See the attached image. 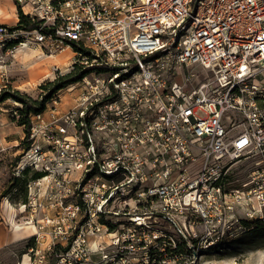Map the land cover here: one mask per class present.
<instances>
[{"label": "built area", "instance_id": "1", "mask_svg": "<svg viewBox=\"0 0 264 264\" xmlns=\"http://www.w3.org/2000/svg\"><path fill=\"white\" fill-rule=\"evenodd\" d=\"M16 1L38 28L0 25V51L74 48L90 72L67 112L31 116L17 164L55 186L79 174L61 194L77 203H59L70 221L143 209L128 250L152 218L264 211V0ZM196 68L209 79L197 83ZM239 163L252 169L227 189Z\"/></svg>", "mask_w": 264, "mask_h": 264}, {"label": "rangeland", "instance_id": "2", "mask_svg": "<svg viewBox=\"0 0 264 264\" xmlns=\"http://www.w3.org/2000/svg\"><path fill=\"white\" fill-rule=\"evenodd\" d=\"M15 1L0 0V25H17ZM26 48L12 54L0 51V91H17L40 100L47 94L42 86L48 88L49 83L74 68V72L84 70V76L90 77V72L77 62L74 48L55 54H48L42 45ZM194 72L197 83L210 77L201 68ZM80 80L52 94L41 112L45 122L52 121V111L59 117L76 104L83 92ZM18 108L21 105L11 99L0 104V264H264V223H252L264 220V211L258 209L252 213L241 209L232 213L210 211L206 221L188 211L185 216H174L178 227L160 217L152 218L146 221V228L136 231L131 241L133 248L128 250L121 248L123 238H132L128 219L143 209H128L129 215L123 212L106 219H86L78 213L70 221L62 207L77 203L78 198L61 194L64 188L73 186L79 174L69 175V184L62 186L40 177L30 180L24 188L21 166L17 164L27 149L23 126L16 123ZM199 164L200 158L196 166ZM251 169L247 163L231 167L227 189L238 187ZM33 172L37 171L28 168L27 178ZM103 220L111 222L113 228L102 224ZM11 222L23 230L15 235ZM178 244L183 245V251H178Z\"/></svg>", "mask_w": 264, "mask_h": 264}, {"label": "trees", "instance_id": "3", "mask_svg": "<svg viewBox=\"0 0 264 264\" xmlns=\"http://www.w3.org/2000/svg\"><path fill=\"white\" fill-rule=\"evenodd\" d=\"M15 5L17 8V13H18V22H17V25L12 29H23V30L31 31V30L38 28L39 22L35 19L32 20L27 15H24L21 12L20 6L16 1H15ZM75 69L76 68H74L70 73L57 77L52 83L48 84V88L46 86H42L43 87L42 89L47 90V94L40 96L41 98L40 100L32 99L17 91H11V90H1L0 91V104L8 99H11L14 102H17L21 105V108L17 109L18 119L16 120V123L20 126H23V130L25 133L24 143H25L26 149L28 148L29 146L28 144L30 142V138H29L30 128H31L30 116L35 113H41L44 110L45 103L47 102L48 99L52 97V94H55L58 90L64 88L66 85L80 80L86 73V71L84 70H77L76 72H74ZM27 172H28V169H24L21 174L23 176L22 179L24 181V188L26 186V183H28L30 180L38 179L42 177L43 175L41 172H33L31 176L27 178V175H26ZM252 223L256 225H263L264 220L263 219L255 220ZM108 227L110 229L113 228L111 224H108ZM181 248H183V245L178 244V251H180Z\"/></svg>", "mask_w": 264, "mask_h": 264}, {"label": "bare ground", "instance_id": "4", "mask_svg": "<svg viewBox=\"0 0 264 264\" xmlns=\"http://www.w3.org/2000/svg\"><path fill=\"white\" fill-rule=\"evenodd\" d=\"M0 9H1V8H0ZM0 17H1V16H0ZM25 50H29V49L26 48ZM7 207L10 209V211L13 210V208H12L10 205H8V204H7ZM11 224H12V226L14 227V233H15V235H17V233H19V232H21V231L23 230L22 226H19V225H16V226H15V224H14L13 222H11ZM31 230H32V231H35V227H32ZM210 245H211V244H210Z\"/></svg>", "mask_w": 264, "mask_h": 264}]
</instances>
